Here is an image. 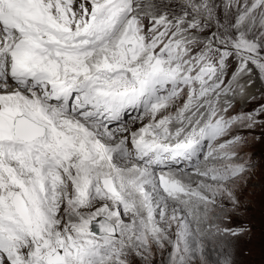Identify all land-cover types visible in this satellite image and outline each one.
Returning a JSON list of instances; mask_svg holds the SVG:
<instances>
[{
  "label": "snow or ice",
  "instance_id": "1",
  "mask_svg": "<svg viewBox=\"0 0 264 264\" xmlns=\"http://www.w3.org/2000/svg\"><path fill=\"white\" fill-rule=\"evenodd\" d=\"M261 153L264 0H0V264H238Z\"/></svg>",
  "mask_w": 264,
  "mask_h": 264
},
{
  "label": "rangeland",
  "instance_id": "2",
  "mask_svg": "<svg viewBox=\"0 0 264 264\" xmlns=\"http://www.w3.org/2000/svg\"><path fill=\"white\" fill-rule=\"evenodd\" d=\"M260 152V149H256ZM257 161L264 160V153L256 156ZM242 251L237 257L238 264H264V251L259 239V233H256L251 243L241 245Z\"/></svg>",
  "mask_w": 264,
  "mask_h": 264
}]
</instances>
